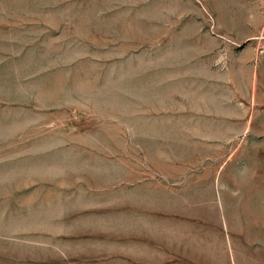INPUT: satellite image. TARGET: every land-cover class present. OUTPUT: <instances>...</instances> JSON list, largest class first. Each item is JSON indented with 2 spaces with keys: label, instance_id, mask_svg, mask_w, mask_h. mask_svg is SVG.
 I'll list each match as a JSON object with an SVG mask.
<instances>
[{
  "label": "rangeland",
  "instance_id": "obj_1",
  "mask_svg": "<svg viewBox=\"0 0 264 264\" xmlns=\"http://www.w3.org/2000/svg\"><path fill=\"white\" fill-rule=\"evenodd\" d=\"M0 264H264V0H0Z\"/></svg>",
  "mask_w": 264,
  "mask_h": 264
}]
</instances>
